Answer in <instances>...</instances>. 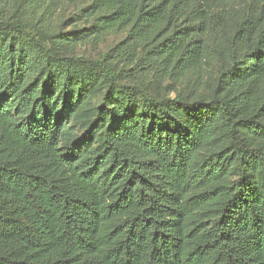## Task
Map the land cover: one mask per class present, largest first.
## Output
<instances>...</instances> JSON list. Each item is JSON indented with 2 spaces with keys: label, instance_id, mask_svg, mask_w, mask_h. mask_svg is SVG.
<instances>
[{
  "label": "trees",
  "instance_id": "16d2710c",
  "mask_svg": "<svg viewBox=\"0 0 264 264\" xmlns=\"http://www.w3.org/2000/svg\"><path fill=\"white\" fill-rule=\"evenodd\" d=\"M79 1L0 19V264H264V0Z\"/></svg>",
  "mask_w": 264,
  "mask_h": 264
},
{
  "label": "rangeland",
  "instance_id": "374dc122",
  "mask_svg": "<svg viewBox=\"0 0 264 264\" xmlns=\"http://www.w3.org/2000/svg\"><path fill=\"white\" fill-rule=\"evenodd\" d=\"M50 0H0V19H18L27 21L32 28L33 33L48 31L53 28L62 27L63 30H69L70 25L67 20L76 7L81 2L79 0H56L49 4ZM124 34L119 32L107 33L97 42L85 40L68 51L74 55L98 58L108 48L123 38ZM210 70V68H209ZM150 86L155 93L167 94L174 96L177 91L185 87V83L165 80L163 82L151 81ZM100 94L95 97L94 103H98ZM72 126L76 134L82 129L81 123L74 119L66 123Z\"/></svg>",
  "mask_w": 264,
  "mask_h": 264
}]
</instances>
